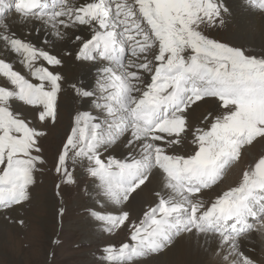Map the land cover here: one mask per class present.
<instances>
[{
    "label": "snow or ice",
    "instance_id": "snow-or-ice-1",
    "mask_svg": "<svg viewBox=\"0 0 264 264\" xmlns=\"http://www.w3.org/2000/svg\"><path fill=\"white\" fill-rule=\"evenodd\" d=\"M240 7L264 15V0ZM230 14L226 0H0V214L31 202L47 163L43 126L56 124L67 87L92 110L75 114L57 152L56 194L81 168L88 215L104 234L127 233L97 249V264H138L184 237L214 248L219 264H258L244 241L264 236V151L206 198L264 147V53L209 35ZM74 30L88 33L74 36V58L92 64L94 83H68L59 71L72 53L52 50L49 37ZM118 144L122 158L110 152ZM145 189L153 199L134 218Z\"/></svg>",
    "mask_w": 264,
    "mask_h": 264
},
{
    "label": "rangeland",
    "instance_id": "rangeland-1",
    "mask_svg": "<svg viewBox=\"0 0 264 264\" xmlns=\"http://www.w3.org/2000/svg\"><path fill=\"white\" fill-rule=\"evenodd\" d=\"M239 1L241 2V0ZM226 3L228 4L229 0H226ZM240 5L238 6L239 8L237 7L234 12H231V14L226 17L225 25L222 28L219 30H212L209 35L217 40L243 47L250 53L260 55L264 53V47L258 46L255 42L234 37L236 36V29L240 25L239 23L243 22L240 20L241 15L258 13L244 10ZM73 32H70L64 39L55 37L54 40L53 38L55 41V48L52 50L60 54L65 52L72 53L73 56H63V67L60 68L59 71L66 77L68 83H76L79 85L82 82L78 68L82 61L79 62L76 60L79 62L77 63L74 60V52L77 50L76 45H78L79 42L75 41L73 36L79 35L80 31L74 30ZM258 32L259 27H255L254 34ZM72 33L73 35H71ZM21 34H23L22 31ZM27 38L30 39V36ZM36 43L39 44L40 42ZM246 43L248 44L246 45ZM50 44L53 43L50 42ZM72 45H75V47ZM82 69L83 68H81L80 71H82ZM94 74L93 76L95 77ZM91 83H94V78ZM79 101L80 99L75 96L73 91L65 87V90L59 98V114L56 124L43 126L47 133L41 140L43 155L47 161L44 166V171L42 173H37V183L32 189L31 202L26 204L23 208H19L10 213L11 218L23 219L25 221V226L22 227L18 223L13 222V219L6 218L4 214H0V220L4 223V225L0 226V231L5 233V235H9L6 237L11 239L4 246L0 241V264H97L96 256L99 254L97 252L98 248L107 243L119 245L120 242L127 240L126 231H120L119 234L114 236L102 233L96 222L88 215L86 209L91 206L92 201L86 194L85 189L91 190V181L81 168H76L74 172L78 183L76 185L62 184L60 195L57 196L56 194V184L60 183L54 171L57 152L62 146L67 133L70 131L75 114L78 111L92 110L90 104L84 106L82 100ZM208 107H210V105H204V107L201 108L202 111L198 109L194 112L193 118L195 119ZM112 149H110V152ZM116 149L120 156L126 155L128 152L127 148L123 147L121 144L118 146L116 145ZM261 151H264V147L257 144L246 152L241 164L230 170L226 174L223 184L215 191L207 194L206 198L214 199L217 192L226 190L230 185H234L239 179L240 169L251 162ZM114 156L119 158L117 154H114ZM48 199L52 201L50 204L52 205V209L47 212L44 209L42 210V208H44L46 205L45 201ZM60 207L65 209L62 217L57 214ZM131 212L135 218L141 214L142 209L139 212ZM38 214L40 215L38 216ZM45 220L46 229H43L42 224ZM256 235L259 238L258 245L260 247L254 252V258L258 261V264H264V236L258 233H256ZM158 256L159 254H150L149 256L141 258L138 264H144L150 261V259L155 260ZM179 259L181 260L184 258L179 256ZM207 263L219 264V261L216 255L213 256L210 254Z\"/></svg>",
    "mask_w": 264,
    "mask_h": 264
},
{
    "label": "bare ground",
    "instance_id": "bare-ground-1",
    "mask_svg": "<svg viewBox=\"0 0 264 264\" xmlns=\"http://www.w3.org/2000/svg\"><path fill=\"white\" fill-rule=\"evenodd\" d=\"M228 4H229L230 8L232 9L231 12H234V10L237 9V7L241 4V2L239 0H229V3ZM240 18H241L240 20H242L243 22L239 23L240 25L236 29V36H234V37H237L239 39L248 40V41H251V42H255L258 46L264 47V15H261L260 13H248V14L241 15ZM255 27H259V32L254 34V28ZM73 33L71 35H73ZM80 34L81 35L83 34L82 36H84V37H87V35H88L87 32H81V31H80ZM41 35H43V33H41ZM53 38L55 40V36L49 37V41L51 43H55V41L53 40ZM30 39L33 40V41H36V42H40L41 41V37L40 36H37L35 33H33L30 36ZM247 44L248 43H246V45ZM72 46L75 47V45H72ZM74 60H75V62H77L75 58H74ZM79 62H77V63H79ZM71 64H73V63H71ZM81 68H83L82 71H80ZM78 71L81 74V82L82 83L89 84V83L92 82V80L94 78L93 74L95 73V68L92 66V64L85 63V62H80V67L78 68ZM82 103L85 106V104H84L83 101H82ZM200 110H201V108H200ZM193 116H194V113H193ZM118 145H120V144H118ZM121 145H123V144H121ZM117 149H116V146H115L112 149L111 154L112 155L117 154V155H119V158H122V156H120V154H118V150ZM210 193L211 192H208V193H206V195L207 194H210ZM152 199H153V196H152L151 190L150 189H145V191L142 192L140 194V196H138L136 198V200L132 203V205L130 207V210L131 211H134V212L135 211H138L139 212V211H141V209L145 208L152 201ZM42 202H44V201H42ZM51 202L52 201L49 200V199L46 200L45 201V204L46 205L44 206V208H42V210L44 209L47 212L49 210H51L52 209V205H50ZM39 215L40 214H38V216ZM45 223H46V220L43 221V224H42L43 225L42 226L43 229H46ZM1 225H4V223L0 220V226ZM6 228H8V227H6ZM13 234H14V232H13ZM6 236H9V235H5V233H3L2 231H0V241L2 242L1 244H3V246L8 241L11 240L9 237H6ZM4 241H5V243H4ZM258 241H259V238L257 237L256 234H253L250 238H248L247 240H245L244 241L245 251L248 252V254L254 256L255 255L254 252L257 251V248L260 247L258 245L259 244ZM210 254L213 255V256L215 255L214 254V248L213 249L206 248L204 246L203 240H201L199 243H197V241L195 240V238H187V237H184V238L178 239L177 242L175 243V245L173 247H171L170 249H167L164 252L159 253V256H158L157 259H155V260H151L150 259V261H147L144 264H208L207 263V260L209 259V255ZM179 256L183 257L184 259H181L180 260L179 259Z\"/></svg>",
    "mask_w": 264,
    "mask_h": 264
}]
</instances>
